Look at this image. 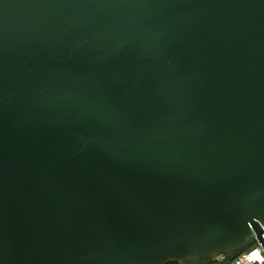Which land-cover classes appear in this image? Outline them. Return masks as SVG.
<instances>
[{"label": "water", "instance_id": "water-1", "mask_svg": "<svg viewBox=\"0 0 264 264\" xmlns=\"http://www.w3.org/2000/svg\"><path fill=\"white\" fill-rule=\"evenodd\" d=\"M264 247V0H0V264L202 262Z\"/></svg>", "mask_w": 264, "mask_h": 264}, {"label": "built area", "instance_id": "built-area-1", "mask_svg": "<svg viewBox=\"0 0 264 264\" xmlns=\"http://www.w3.org/2000/svg\"><path fill=\"white\" fill-rule=\"evenodd\" d=\"M226 256L220 259H225ZM232 264H264V247L258 241L244 251L240 256L232 259Z\"/></svg>", "mask_w": 264, "mask_h": 264}, {"label": "crops", "instance_id": "crops-1", "mask_svg": "<svg viewBox=\"0 0 264 264\" xmlns=\"http://www.w3.org/2000/svg\"><path fill=\"white\" fill-rule=\"evenodd\" d=\"M231 257L226 256L223 261L221 259L216 261H208V262H202L196 257H189L187 259H184L182 261H179L178 264H230Z\"/></svg>", "mask_w": 264, "mask_h": 264}, {"label": "trees", "instance_id": "trees-1", "mask_svg": "<svg viewBox=\"0 0 264 264\" xmlns=\"http://www.w3.org/2000/svg\"><path fill=\"white\" fill-rule=\"evenodd\" d=\"M252 245H250L249 247H247L246 249H244L242 251L231 253L230 255H228V257H231V260H232V259L240 256L244 251H246L247 249H249ZM165 264H178V263L175 262V261H173V260H167Z\"/></svg>", "mask_w": 264, "mask_h": 264}, {"label": "rangeland", "instance_id": "rangeland-1", "mask_svg": "<svg viewBox=\"0 0 264 264\" xmlns=\"http://www.w3.org/2000/svg\"><path fill=\"white\" fill-rule=\"evenodd\" d=\"M255 241L253 240L252 241V243H251V245L254 243ZM224 259H221V261H223ZM180 261H182V260H180ZM230 264H232V260H230V262H229Z\"/></svg>", "mask_w": 264, "mask_h": 264}]
</instances>
